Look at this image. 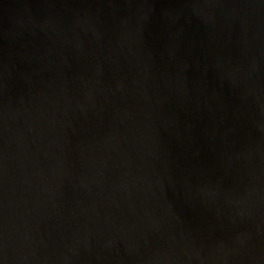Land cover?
<instances>
[{"label": "water", "instance_id": "water-1", "mask_svg": "<svg viewBox=\"0 0 264 264\" xmlns=\"http://www.w3.org/2000/svg\"><path fill=\"white\" fill-rule=\"evenodd\" d=\"M0 264H264V0H0Z\"/></svg>", "mask_w": 264, "mask_h": 264}]
</instances>
